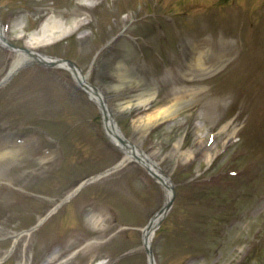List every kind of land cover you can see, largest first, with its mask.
I'll return each instance as SVG.
<instances>
[{
  "label": "rangeland",
  "instance_id": "obj_1",
  "mask_svg": "<svg viewBox=\"0 0 264 264\" xmlns=\"http://www.w3.org/2000/svg\"><path fill=\"white\" fill-rule=\"evenodd\" d=\"M84 2L0 0V16L10 24L17 44L33 42L45 53L74 58L90 81L110 89L108 103L130 137L139 139L137 127L144 128L147 116L178 98L184 102L180 113L139 140L175 182L173 207L153 239L158 264H264V57L253 67L255 59L241 62L250 20L238 21L237 16L241 6L251 11L264 0H229L224 7H217L222 0H104L94 10L82 6ZM162 20L175 21L174 36L161 29ZM78 21L88 22L79 33L60 44L47 42L49 34ZM44 22L45 39L33 40ZM237 23L238 36L232 33ZM251 38L264 42V16L258 17ZM199 39L210 40L203 48L204 66L189 64L192 42ZM224 49L230 55L212 66L213 55ZM14 57L0 47V80ZM24 71L0 90V140L30 131L22 136L16 155L0 160V258L10 254L15 235L33 227L75 180L122 157L110 140L109 145L102 141L100 111L69 71L56 77L39 69ZM36 83L45 87L41 101L32 94L37 93ZM228 88L242 93L233 101L229 95L215 96ZM246 89L256 94L254 106L246 104L253 96ZM150 92L155 97L149 107L123 105ZM43 122L55 137L33 127ZM198 123L205 125L203 138ZM209 131L217 133L218 147L205 146ZM63 133L68 137L61 149ZM232 135L240 140L218 155ZM129 167L116 179L91 186L79 204L72 199L46 220L41 229L48 233L59 222L60 233L52 240L40 231L22 235L2 264H103L107 256L108 264H148L142 230L167 193L146 173L148 179L144 177L139 164ZM241 169L246 172L240 177H226L229 170ZM206 176L213 181L203 183ZM110 203L117 206L112 214ZM60 234L65 237L57 241Z\"/></svg>",
  "mask_w": 264,
  "mask_h": 264
},
{
  "label": "bare ground",
  "instance_id": "obj_2",
  "mask_svg": "<svg viewBox=\"0 0 264 264\" xmlns=\"http://www.w3.org/2000/svg\"><path fill=\"white\" fill-rule=\"evenodd\" d=\"M74 29H75L74 27H68L62 34H66L68 32H71ZM1 36L2 35L0 33V38H1ZM17 55H19V54H17ZM14 65H17L16 61H15ZM180 102H181L180 100H177L174 103H172L170 105H167V106L161 108L160 110H158L157 111V114H154L151 117L150 116H147V120L145 122V126L147 128H150L151 126L155 125L156 123H158L160 121H163L166 118H169V117L174 116L181 109V105H180L181 103ZM139 103H141V101ZM106 125H107L108 131L110 132L111 137L116 142L119 143L118 138L116 136L117 134H119V130H118V127L116 126V124H114V122H112L111 119H110V120L107 121V124ZM131 144H133V145L126 146V145H123L122 143L120 144L121 147L124 149V152H125V157H124L125 158V161L132 160V159H135L137 157H140L141 159H144L146 161L147 160H151V161L154 162V158L152 157V155L146 153L141 148L140 145L136 144L135 142H133ZM12 153L13 152H2V153H0V158H2L3 156H6V155H10ZM149 165L151 166L152 163L149 162ZM155 170L159 172V170L157 168H155ZM156 222H157V220H154V223H156ZM151 237H152V232L150 231L145 236L146 242H150Z\"/></svg>",
  "mask_w": 264,
  "mask_h": 264
}]
</instances>
